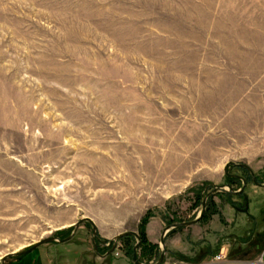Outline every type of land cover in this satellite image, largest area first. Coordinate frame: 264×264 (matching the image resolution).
<instances>
[{
  "label": "rangeland",
  "instance_id": "obj_1",
  "mask_svg": "<svg viewBox=\"0 0 264 264\" xmlns=\"http://www.w3.org/2000/svg\"><path fill=\"white\" fill-rule=\"evenodd\" d=\"M229 162L161 264L263 260L264 0H0V264H156Z\"/></svg>",
  "mask_w": 264,
  "mask_h": 264
},
{
  "label": "water",
  "instance_id": "obj_2",
  "mask_svg": "<svg viewBox=\"0 0 264 264\" xmlns=\"http://www.w3.org/2000/svg\"><path fill=\"white\" fill-rule=\"evenodd\" d=\"M231 165H237V163L235 162H229L226 166V174L227 176H230V177H240L242 180H243V187L240 191H235L233 189V187L231 186V184H222V185H214V190L212 192H210L208 194V196L203 200V205H202V212L200 214V216L198 218H196L195 220L193 221H190V222H183V223H178V224H175V225H172V226H167L164 231H163V234H162V237H161V243H162V253H161V257L160 259L158 260V262L156 264H161L165 258V255H166V242H165V237L167 235V233L174 227H179V226H183V225H191V224H195L197 223L198 221L201 220V218L203 217L204 215V212L206 210V203H207V199L210 195H212L213 193H215L216 191L218 190H221V189H230V191L232 193H239L241 191L244 190V188L246 187L247 185V180L246 178L242 177V176H238V175H235V174H231L229 173L228 169ZM246 168H248L250 170V173H251V176H252V180L255 184L261 186V187H264V183H260L258 182L257 178H256V175L254 173V171L249 168L248 166H246L245 164H240ZM86 222H89L91 225H92V228H93V237H94V242L96 243V239H99V233H98V228H97V225L95 223V221L90 218V217H85L83 218L82 220H80L79 222L75 223L74 225V230H73V233L68 236L67 238H60V237H55V236H52V237H48V238H45L43 240H40L38 242H36L33 246H31L30 248L26 249V250H23V251H20V252H12V253H9L7 254L6 256L3 257L2 259V264H5V261L8 257L10 256H21V255H26V254H29L31 253L33 250H35L36 248L40 247L41 245L43 244H46V243H50V242H55V241H59V242H65V241H68L70 239H72L74 237V235L76 234L78 228L83 224V223H86ZM127 236H135L136 239H137V243L134 247V253H133V261L135 262V264H143L140 260H139V256H138V250L142 244V238L140 236V234H138L137 232L135 231H128V232H123L119 235H117L114 239H113V247L111 248L110 252H114L116 250V247H117V243L123 239L124 237H127ZM111 244V243H110ZM108 244V245H110ZM107 245V244H106ZM97 249V247H96Z\"/></svg>",
  "mask_w": 264,
  "mask_h": 264
},
{
  "label": "crops",
  "instance_id": "obj_3",
  "mask_svg": "<svg viewBox=\"0 0 264 264\" xmlns=\"http://www.w3.org/2000/svg\"><path fill=\"white\" fill-rule=\"evenodd\" d=\"M227 249V248H226ZM227 253V252H226ZM226 253L225 255H220V258H216V260L213 262L214 264H264V251L262 253V256H263V260H260V263H257V262H254V261H247L245 259H237V261H232L230 259H228L226 257ZM110 256H107V257H104V259H110L109 258ZM35 260V259H34ZM32 261V264H39L37 261L38 260H35V261ZM53 264L52 261L50 260L48 264ZM110 264H128V262L126 260H119V259H116V258H112V262Z\"/></svg>",
  "mask_w": 264,
  "mask_h": 264
},
{
  "label": "flooded vegetation",
  "instance_id": "obj_4",
  "mask_svg": "<svg viewBox=\"0 0 264 264\" xmlns=\"http://www.w3.org/2000/svg\"><path fill=\"white\" fill-rule=\"evenodd\" d=\"M248 170V169H247ZM250 172V171H249ZM251 174V173H250ZM238 176H242V177H244V178H246V180H247V183H248V178L246 177V176H244V175H238ZM237 178V180H239V181H242V183H243V180L240 178V177H236ZM250 179L252 180V176L250 175ZM252 182H253V180H252ZM214 194V193H213ZM212 194V195H213ZM211 196V195H210ZM210 196L208 197V199L210 198ZM208 199H207V201H208ZM207 204V203H206ZM207 208V207H206Z\"/></svg>",
  "mask_w": 264,
  "mask_h": 264
},
{
  "label": "bare ground",
  "instance_id": "obj_5",
  "mask_svg": "<svg viewBox=\"0 0 264 264\" xmlns=\"http://www.w3.org/2000/svg\"><path fill=\"white\" fill-rule=\"evenodd\" d=\"M74 225H75V224H74ZM33 245H34V244H33ZM26 249H28V248H26ZM26 249H25V250H26ZM22 251H23V250H22ZM19 252H20V251H19Z\"/></svg>",
  "mask_w": 264,
  "mask_h": 264
}]
</instances>
